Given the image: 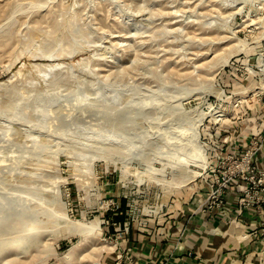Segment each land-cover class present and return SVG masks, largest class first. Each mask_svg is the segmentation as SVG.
Instances as JSON below:
<instances>
[{
  "label": "rangeland",
  "instance_id": "1",
  "mask_svg": "<svg viewBox=\"0 0 264 264\" xmlns=\"http://www.w3.org/2000/svg\"><path fill=\"white\" fill-rule=\"evenodd\" d=\"M263 52L264 0H0V264H78L92 243L114 246L105 264L120 206L210 187L264 103V71L245 67ZM200 146V175L152 179Z\"/></svg>",
  "mask_w": 264,
  "mask_h": 264
},
{
  "label": "crops",
  "instance_id": "2",
  "mask_svg": "<svg viewBox=\"0 0 264 264\" xmlns=\"http://www.w3.org/2000/svg\"><path fill=\"white\" fill-rule=\"evenodd\" d=\"M258 107L254 126L239 132L238 141L222 153L240 152L254 135L264 131V103ZM237 131L232 129L230 135ZM254 160L264 168V145ZM242 184L225 193L221 207H209L205 199L210 187L204 185V191L173 198L169 206L154 214H134L126 205L119 208L112 214L114 222L129 221L131 228L115 234L116 248L105 264H114L119 251L133 257L135 264H264V233L260 227L264 201L239 212ZM261 196L264 200V192Z\"/></svg>",
  "mask_w": 264,
  "mask_h": 264
},
{
  "label": "built area",
  "instance_id": "3",
  "mask_svg": "<svg viewBox=\"0 0 264 264\" xmlns=\"http://www.w3.org/2000/svg\"><path fill=\"white\" fill-rule=\"evenodd\" d=\"M245 67L254 75H257L259 70L264 71V52L257 58L256 64L248 59ZM263 145L264 131L254 135L245 149L238 153L226 154L216 160L215 168L211 171H217L208 180L210 194L205 199L209 207L212 205L221 207L225 203V193L236 189L238 183H243V187L240 188L242 193L238 199L239 212L257 202L264 201L261 196L264 192V168H259L254 160ZM260 227L264 233V220L261 221ZM130 228V222L126 221L122 230L127 233ZM114 264H135V260L124 251H119L115 255Z\"/></svg>",
  "mask_w": 264,
  "mask_h": 264
},
{
  "label": "bare ground",
  "instance_id": "4",
  "mask_svg": "<svg viewBox=\"0 0 264 264\" xmlns=\"http://www.w3.org/2000/svg\"><path fill=\"white\" fill-rule=\"evenodd\" d=\"M48 67H46V69L44 70H50V69H54L56 68L57 66H60V63L56 66V65H53V64H49L47 65ZM214 108H211L210 111H213ZM195 127V126H194ZM9 131V130H8ZM8 131H5L6 133H8L7 135H10L11 136V131L8 132ZM195 131V130H194ZM13 132V131H12ZM2 137H0V141H5L4 139H1ZM6 138V136H5ZM191 138V137H190ZM189 138V139H190ZM177 140V139H176ZM1 143H4V142H1ZM3 149V148H2ZM1 149V150H2ZM200 152L197 153V155H190L188 158L186 157H181L179 155V151L176 152V155H177V158L175 157L174 160L172 161H169V162H164L163 161V164H162V167L161 169L160 168H155V170H160L161 173L160 175L162 177H158V175H154L152 177V179L158 183H164V184H169V186H173V187H181L184 185V183H180L179 181H177L176 177H175V170L177 171L178 169H186V171L188 170V172H191V174H185L183 175V178L184 180L182 182H185V181H188L189 179L191 178H194L198 175H200L202 173V171L206 168V163L205 162H198L196 161L197 159H199L200 157H202L204 155V151H205V148H203V146H200ZM15 149H13L14 151ZM174 154V153H173ZM160 155V154H159ZM175 155V156H176ZM164 156V155H163ZM2 157V156H0ZM5 159V158H4ZM2 159V160H4ZM167 159V158H166ZM0 159V162L2 161ZM163 158L162 156H158L156 160H154V162L156 161L157 163H160L162 162ZM155 162V163H156ZM5 163V162H4ZM7 163V162H6ZM19 163V162H18ZM3 164V163H2ZM20 165V164H19ZM154 165V163H153ZM158 174V173H156ZM186 183V182H185ZM68 219V217H67ZM71 224L73 225V227L75 228L76 231H80L82 233H87L88 231H92V230H99L100 226H99V222L97 223H94V222H82V221H74L72 222L71 221ZM69 229H70V226H69ZM79 232V233H80ZM95 232V231H94ZM90 233V232H89ZM88 233V234H89ZM17 239V238H16ZM19 239V238H18ZM27 241V240H26ZM22 242L21 241H17L15 244L18 246L20 245ZM16 246V247H17ZM82 246V245H81ZM85 246V245H84ZM114 246L112 245H108V244H104L102 246H98L97 244L95 243H92L91 244V249L89 252L87 253H84L82 250L83 249H78V256L76 255V257H78V264H89L88 261L93 259V264H99V258H96V254L98 251H102L104 250L105 248H113ZM101 256V255H100ZM75 257V256H74ZM75 257V258H76Z\"/></svg>",
  "mask_w": 264,
  "mask_h": 264
},
{
  "label": "trees",
  "instance_id": "5",
  "mask_svg": "<svg viewBox=\"0 0 264 264\" xmlns=\"http://www.w3.org/2000/svg\"><path fill=\"white\" fill-rule=\"evenodd\" d=\"M124 207V205L120 206L119 208L122 209Z\"/></svg>",
  "mask_w": 264,
  "mask_h": 264
}]
</instances>
